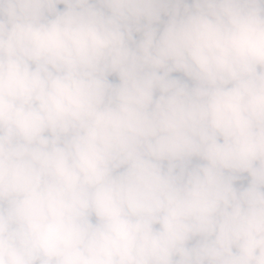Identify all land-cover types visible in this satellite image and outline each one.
Instances as JSON below:
<instances>
[{"label": "clouds", "instance_id": "clouds-1", "mask_svg": "<svg viewBox=\"0 0 264 264\" xmlns=\"http://www.w3.org/2000/svg\"><path fill=\"white\" fill-rule=\"evenodd\" d=\"M0 264H264V0H0Z\"/></svg>", "mask_w": 264, "mask_h": 264}]
</instances>
